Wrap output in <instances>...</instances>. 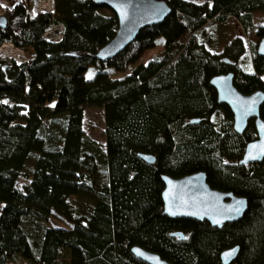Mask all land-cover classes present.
<instances>
[{
    "label": "trees",
    "instance_id": "1",
    "mask_svg": "<svg viewBox=\"0 0 264 264\" xmlns=\"http://www.w3.org/2000/svg\"><path fill=\"white\" fill-rule=\"evenodd\" d=\"M164 1L168 17L100 61L97 50L117 30L108 8L53 0V14L34 15L29 0H0V44L29 55L19 64L0 58V264H56L62 249L79 264H145L131 254L135 245L171 264H220L219 253L234 245L230 264L264 261V160L237 164L255 138L253 123L236 133L209 84L231 73L240 93L264 92V58L256 55L264 18L253 19L264 0ZM228 18L256 38L251 70L239 67L241 35L220 51L205 44L208 28ZM51 23L63 27L57 42L42 39ZM95 107L104 117L102 160L81 128V111ZM259 111L262 118L264 103ZM197 171L208 187L246 199L239 220L217 229L163 215L159 176ZM19 178L27 180L21 188ZM49 217L67 227L48 225ZM178 231L184 238L170 235Z\"/></svg>",
    "mask_w": 264,
    "mask_h": 264
},
{
    "label": "water",
    "instance_id": "2",
    "mask_svg": "<svg viewBox=\"0 0 264 264\" xmlns=\"http://www.w3.org/2000/svg\"><path fill=\"white\" fill-rule=\"evenodd\" d=\"M98 6H104L114 12L118 23L114 36L97 50L95 57L104 61L114 57L131 43L136 34L147 25H155L163 21L170 12L164 0H92ZM5 19L0 16V29L5 26ZM256 55L264 58V38L258 40ZM228 63V58L223 60ZM210 86L216 92V101L225 105L232 113L234 130L241 134L247 121L253 119L256 139L246 143L238 166L261 163L264 159V121L259 119V108L264 103L262 90L244 95L232 85V74L215 75L210 79ZM199 119H191L190 124ZM140 160L152 164L154 159L145 153L137 154ZM163 184L161 190L162 213L171 219H191L196 222L205 221L212 227L220 229L225 223L239 220L246 211L247 201L232 192H223L208 187L202 171L171 178L164 174L159 176ZM172 237L184 238L178 232L170 233ZM134 258L145 264H171L158 255L138 246L130 247ZM238 246L223 249L219 253L220 264H230L236 257ZM264 264V261L261 263Z\"/></svg>",
    "mask_w": 264,
    "mask_h": 264
},
{
    "label": "rangeland",
    "instance_id": "3",
    "mask_svg": "<svg viewBox=\"0 0 264 264\" xmlns=\"http://www.w3.org/2000/svg\"><path fill=\"white\" fill-rule=\"evenodd\" d=\"M200 1V0H197ZM4 2V1H3ZM1 1V3H3ZM35 0H29V4L30 6H32L31 11L33 12L34 15L41 13L38 9H37V3H34ZM253 19L254 22L256 23L257 21H259V19L264 18V12L258 11L253 13ZM210 32V33H209ZM241 35L243 37L244 43L245 45H247V49L246 52L238 59V63H239V67H242L245 71L247 70H251V59L249 56V47L248 44L249 43H255L256 38L254 37L253 34H248L246 33L243 34L242 29L240 27V25L237 23L236 19H232V18H228L227 20H225L223 23H219V22H214L209 28H208V36H210V38L205 41V44L210 47V50L216 49L217 51H220L224 48V45L227 44L228 42H230L232 39H234L236 36ZM7 43V42H5ZM6 54L13 56L16 55L17 58H19L17 56V54H15L14 50L9 48L8 45H5L4 47H1V49H5ZM13 51V52H12ZM20 52L22 55H24V59L26 61L27 57L29 56L27 54L26 51H23L20 49ZM155 51H150L148 52V54L145 56V58L141 59L142 61L147 60L152 54H154ZM20 54V53H19ZM18 54V55H19ZM23 59H20L19 61H21ZM86 77L87 78H91L94 75V69L93 68H89L86 72ZM112 77H116V76H122L121 73H111ZM102 109L100 107H95V108H85V110L81 111V128L83 129V131L85 132V134H87V138L88 140L92 141L96 147L98 145V151L101 152V160H102V156H103V144H104V139H103V132H104V128H103V116H102ZM97 148H95L97 150ZM100 160V161H101ZM97 161V160H96ZM102 162V161H101ZM27 183V180L24 178H19L16 182V187L21 188L22 184ZM77 200H72V207H74V205L77 203ZM79 206H82L79 204ZM85 212L87 211V209H84ZM54 218V219H53ZM49 217V221L47 222L48 225H52V226H62V227H67V224H65V222H63L61 219L59 218H55V217ZM56 264H79L78 261H76V259L72 256L70 251L67 250H60V253L58 255V258L56 260Z\"/></svg>",
    "mask_w": 264,
    "mask_h": 264
},
{
    "label": "built area",
    "instance_id": "4",
    "mask_svg": "<svg viewBox=\"0 0 264 264\" xmlns=\"http://www.w3.org/2000/svg\"><path fill=\"white\" fill-rule=\"evenodd\" d=\"M34 3H37V9L44 14H53L54 10H53V0H35ZM32 8V6H31ZM35 14V13H34ZM62 24L61 23H51L48 25V27L43 31V35H42V39L47 41V42H57L59 41L61 34H62ZM5 45H8L9 48L13 49L15 52V54H17V56L19 58L16 57V55L13 54V57L10 55H7L5 49H1V47H4ZM20 53V54H19ZM19 54V55H18ZM0 58L6 59V58H10L12 59L15 64H19V63H23L25 61L24 59V55L21 54L20 49L19 48H15L13 45H11L10 43H2L0 44ZM20 59H23L21 61H19Z\"/></svg>",
    "mask_w": 264,
    "mask_h": 264
},
{
    "label": "flooded vegetation",
    "instance_id": "5",
    "mask_svg": "<svg viewBox=\"0 0 264 264\" xmlns=\"http://www.w3.org/2000/svg\"><path fill=\"white\" fill-rule=\"evenodd\" d=\"M260 112V111H259ZM259 119H261V120H263L264 121V116L261 118V116H259ZM248 123H247V125L250 123V122H252L253 124V129H254V122H253V119H250L249 121H247ZM246 128V127H245ZM244 128V129H245ZM243 132V131H242ZM242 132H241V134H242ZM254 132H255V129H254ZM256 139V132H255V138L254 139H252V140H255ZM251 141V140H250ZM264 160V159H263ZM252 164H259V163H251V164H246V165H248L249 167H252Z\"/></svg>",
    "mask_w": 264,
    "mask_h": 264
},
{
    "label": "bare ground",
    "instance_id": "6",
    "mask_svg": "<svg viewBox=\"0 0 264 264\" xmlns=\"http://www.w3.org/2000/svg\"><path fill=\"white\" fill-rule=\"evenodd\" d=\"M13 52V51H12ZM8 55V54H7ZM13 57V56H12Z\"/></svg>",
    "mask_w": 264,
    "mask_h": 264
}]
</instances>
